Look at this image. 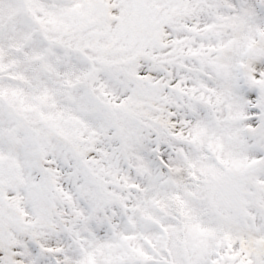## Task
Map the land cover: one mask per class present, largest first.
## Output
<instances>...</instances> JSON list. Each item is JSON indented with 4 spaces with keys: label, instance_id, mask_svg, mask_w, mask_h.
<instances>
[{
    "label": "snow or ice",
    "instance_id": "obj_1",
    "mask_svg": "<svg viewBox=\"0 0 264 264\" xmlns=\"http://www.w3.org/2000/svg\"><path fill=\"white\" fill-rule=\"evenodd\" d=\"M0 264H264V0H0Z\"/></svg>",
    "mask_w": 264,
    "mask_h": 264
}]
</instances>
